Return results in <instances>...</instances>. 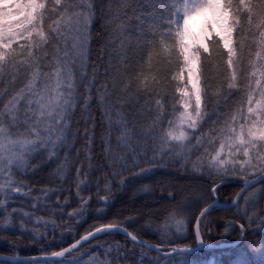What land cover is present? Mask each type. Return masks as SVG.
Masks as SVG:
<instances>
[{
    "label": "trees",
    "instance_id": "obj_1",
    "mask_svg": "<svg viewBox=\"0 0 264 264\" xmlns=\"http://www.w3.org/2000/svg\"><path fill=\"white\" fill-rule=\"evenodd\" d=\"M109 3L110 0H103V11L97 7L96 18L89 34V67L86 71L91 79L93 66L99 65L97 86L107 83L112 101L118 102L114 105L110 118L113 121L122 120L128 135L118 139L123 129L114 123L109 126V116H106L105 110L99 106L97 100L100 93L95 89L89 109H84L82 101H79L72 119L68 121V128L74 135L67 136V146L60 149L58 158L45 157L31 161V170L20 172L15 178L17 183L11 185L13 189L20 188V191L18 193L13 191L11 193L13 199L6 201L8 212L13 208L29 212L30 218H23L27 231L22 233L19 228L22 218L19 214L12 217L15 227L5 225L4 220L7 217L4 205H0L2 254H49L96 227L109 223L123 226L135 236L165 248L174 245L192 246L195 244L194 222L201 208L214 197L221 202L231 201L239 191L241 181L258 173L247 165L241 169L240 164L246 158L242 154V149L240 152L236 151V145L233 140L228 139V133L211 136L209 127L205 125L202 132L207 135L204 136V147L199 152L185 155L187 147L182 150L181 142L170 141L165 146V152L174 150L172 155L163 157L160 166L154 167L150 173L142 176L131 174L139 170L134 163H139L140 167L150 166L142 159L150 144L144 133L149 131L157 119L159 109L156 101L162 96L166 97L164 130L173 131L178 123H181V113L185 112L184 105L189 102L190 88L182 70V58L177 59V55L171 52L170 39L158 38L151 47L144 46L145 39L150 37L138 33L139 21L136 17L149 11L145 0H132V3L120 13L122 17L127 18L131 26L124 41L127 59L122 62L123 49L120 41H106L108 30L103 25L120 7L117 0H111L110 11ZM55 19L53 16L51 20L45 21L46 35L47 25ZM36 39L40 42L38 37ZM257 41L258 32L255 37L248 35L244 38L243 47L236 50L238 58L234 67L228 65L226 49L220 54L209 45L213 59V92L221 84L227 89L234 71L236 73L234 82L240 89L236 96L237 101L246 102L249 84L253 88L264 86V80H261V85L255 83L260 79L257 69L262 63L255 55L259 50ZM40 43L43 49L48 50L50 57L48 60H41L40 63L49 65L43 70L51 73L54 67L58 66L56 63L58 59L62 63L60 58L62 50L54 54L47 44ZM202 59L203 57L197 60L201 88H203ZM109 61L114 67L110 69V76L106 78L103 73ZM253 71L257 73L254 78L251 75ZM21 79L23 83L16 85L15 92L28 83L27 78ZM6 87L11 89L10 85L5 84L0 86V92ZM187 111L191 112V107ZM169 121H172L171 126ZM183 124L189 139H192L193 134L201 135L200 131L189 129L186 122ZM218 127H223V124ZM234 127L236 133H239V124H235ZM85 129H89V133L86 134ZM20 131L23 132V128ZM246 132L247 128L245 138ZM88 135L92 137L90 141L87 139ZM183 144L187 146L188 141H184ZM217 153L218 159L226 162L220 166L219 173L214 167L211 170L209 168V165L217 163L212 159ZM147 155L151 157V151H148ZM156 155L160 160L161 153L157 151ZM59 162H62L61 166ZM193 163L197 164L198 170H193ZM125 164L127 167H124ZM121 179H124L123 186L120 183ZM213 185H219L215 195L211 192ZM261 189H264V179L248 189L235 206L210 211L206 218L210 223L200 224V233L205 244V248L200 251L162 256L131 242L118 232H104L71 254L55 261L66 263L75 260L78 264H94L97 259L101 261L107 259L112 261V264H180L183 258L184 264L189 262L200 264L204 259L211 257L212 264H241V261H247L248 264H264L262 259L264 253H255L252 250L258 248L259 242L264 239V225L260 223L264 218V191H260ZM252 192L256 193L252 198L255 203L246 204L244 197ZM101 197L108 198L107 205L101 201ZM3 198L4 194L0 192V199ZM82 199L87 201L83 208ZM100 209H103L102 213L98 211ZM177 209L176 219L184 220V229L181 233L176 231L174 222L167 221L169 213ZM73 212L77 215L69 216V213ZM37 220L47 221V224H36ZM240 224L246 229L243 237ZM33 233L41 235L34 238ZM235 241H238L236 245H228ZM107 249H111V252L105 256ZM37 261L44 264L45 260ZM37 261L0 260V264H34Z\"/></svg>",
    "mask_w": 264,
    "mask_h": 264
},
{
    "label": "snow or ice",
    "instance_id": "obj_2",
    "mask_svg": "<svg viewBox=\"0 0 264 264\" xmlns=\"http://www.w3.org/2000/svg\"><path fill=\"white\" fill-rule=\"evenodd\" d=\"M117 2L120 7L115 10V14L103 27L108 30L106 41H120L123 49L121 53L123 62L127 59L124 41L131 26L128 24L127 18L122 17L120 13L132 3V0H117ZM145 3L149 11L141 13L136 19L139 21L138 33L150 37L144 41L146 48L151 47L158 38L170 39L171 52L177 55V59L183 58L185 64L190 60L199 61L203 57L201 61L203 88L198 86L200 77H196L197 83H192L191 91L188 93L189 102L184 105L185 112L181 113V123L186 122L189 129L200 131L201 135L193 134L192 139H189L184 131H180L179 134L171 130L165 131L166 97L162 96L160 100L156 101V106L159 109L157 119L149 131L144 133L150 144L142 159L150 166L140 167L139 163H134V166L139 170L131 174L142 176L150 173L154 167L160 166L163 163V157L172 155L174 149L165 152V146L170 141L181 142L182 150L187 147L185 155L199 152L204 147V136L207 135L202 132V129L207 125L211 136L228 133V139L233 140L236 151L240 152L242 149V154L246 159L241 162V169L247 165L248 168L259 173L258 179L264 178V86L253 88L249 84L246 90V102L244 100L237 101L236 96L240 89L234 82L236 80L234 71L227 89H224L221 84L213 92V59L209 52V45L220 54H223V49H226L228 65L234 67L236 58H238L237 48L243 47V40L246 36L255 37L258 32L259 50L255 55L262 63L257 69L260 79H257L255 83L261 85V80H264V0H145ZM102 5L103 0H0V86L5 84L11 86V89L6 87L3 92H0V165H3L0 168V175L4 176V183H0V192L4 194V198L0 199V205H4L7 217L4 220L5 225L15 227L12 217L17 214L22 217L19 222L22 233L27 231L23 218H30L31 214L17 208L8 212L6 201L13 199L11 196L13 191L17 193L20 191L18 187L15 189L11 187L12 184L17 183L12 177L19 175L21 169L32 167L30 160L34 153L39 155L46 152L49 159L58 158L60 149L67 146V136L74 135L68 128V121L72 119L74 110L79 106V101H82L84 109H89L94 98L93 89H95L97 93H100L97 100L99 106L105 110L104 114L109 116V126L111 127L114 123L123 129L118 139H123L128 135L126 125L122 120L113 121L110 118L114 105L118 102L112 101L111 90L107 83L97 86L99 65L93 66L91 79L86 71L89 67L88 41L91 25L96 18L97 7L103 11ZM109 10L111 11V0ZM53 16L56 19L47 25L46 35L45 21L51 20ZM200 17L203 20L200 31L197 33L190 29V21ZM73 33L75 35L71 45V59H69L67 40L68 36ZM37 37L40 42L48 45L52 53L58 54L63 50L62 63L58 59L56 62L58 66L54 67L51 73L43 70L49 65L40 63L41 60H48L50 57L48 50L43 49L42 44L37 41ZM186 38L190 44L186 43ZM113 67L109 61L108 67L103 73L106 78L110 76V69ZM77 68L82 69L78 79L74 71ZM188 72L186 83L193 80L191 67ZM256 74V71H253L251 75L254 78ZM21 77L27 78L28 83L15 92L16 85L23 83ZM53 77H55L54 81ZM101 88L103 92H101ZM234 89L236 91H233ZM14 92L15 94H13ZM189 107H191V112L187 111ZM175 111L173 106V112ZM168 123L171 126L172 121ZM221 123L223 127H218ZM235 124H239V133H236ZM21 128H23V132L20 131ZM245 128H247V138H245ZM89 131V129H85L86 134ZM87 139L90 141L91 135H88ZM186 140L188 141L187 146L183 144ZM209 143H211V138ZM148 151H151V157L147 155ZM157 151L161 153L160 160L157 159ZM218 157L219 153L212 157L217 163L209 165L210 170L214 167L217 173L220 172V166L226 163L225 160L218 159ZM124 167H127V164ZM193 170H198L196 163H193ZM77 171L80 170L77 169ZM120 183L123 186L124 179H121ZM251 184L252 181L245 180L244 188L240 193H237V196L242 195ZM218 187L219 185H213L211 189L213 195ZM260 191H264V189ZM255 196V192L245 196L246 204L255 203V200L252 199ZM100 199L106 205L109 202L107 197ZM86 203L87 201L82 199L81 208ZM218 203L216 201L201 208L196 217L198 244L203 243L200 224L202 222L210 223L206 218ZM233 204H236L235 200ZM98 211L102 213L103 209ZM177 214L178 209L170 212L167 221L174 222L176 231L181 233L184 229V220L176 219ZM74 215L77 213H69V216ZM245 215H247L246 211ZM249 221H251V217H249ZM35 223L47 224V221L37 220ZM260 223L264 225V218ZM239 227L243 237L246 231L245 226L240 224ZM113 229L124 231L126 235L131 236L133 242H137L135 235L127 233L126 229L119 228L115 223H109L96 227L94 232L89 231L87 235L82 236L69 248L53 252L51 256L64 257L66 253L71 254L82 241H87L89 237H95L97 234ZM225 231H228L227 227ZM40 235V233H33L34 238H38ZM139 243L144 242L140 241ZM156 250L163 251L159 248ZM252 250L255 253H264V239L259 242L258 248ZM193 251L195 250L191 247L172 248L166 255ZM110 252L111 249L105 250V256ZM34 264H39V262H34ZM44 264H65V262L45 260ZM66 264H78V262L73 260ZM94 264H112V261L97 259ZM180 264H184L183 258H181ZM241 264H248V262L241 261Z\"/></svg>",
    "mask_w": 264,
    "mask_h": 264
},
{
    "label": "water",
    "instance_id": "obj_3",
    "mask_svg": "<svg viewBox=\"0 0 264 264\" xmlns=\"http://www.w3.org/2000/svg\"><path fill=\"white\" fill-rule=\"evenodd\" d=\"M258 176H259V174L256 175V176H254V177H252V178H250V179H248V180L252 181L251 186L254 185V184H256L257 182H259L261 179H263V178L258 179L257 178ZM244 184H245V181L242 182V187L240 188V190L237 193H240L241 192V189L244 188ZM250 187H248L247 189H249ZM242 195L237 196V194H236V196L230 202H219L216 198H214V200L212 202H210L209 204H207V205H211V204L215 203L216 201H218L219 203L214 208H229V207L234 206L233 201L235 200L236 203H237V201L240 199V197ZM198 215H199V213H198ZM102 226H104V225H102ZM99 227H101V226H99ZM118 227L121 228V229H126L127 233H131L127 228H125L123 226L118 225ZM91 231L94 232L95 229H93ZM108 232H118V233L122 234L123 236H125L126 238H128L131 242H133L132 239H131V236L126 235L124 231H118V230L113 229V230H110ZM194 233H195V245L194 246H175V247H172V248L183 249V248H189V247H191L195 251H198V250L202 249L204 246L202 244H198L197 239H196V219H195V222H194ZM85 235H87V233L84 234V235H82V236H85ZM98 235L99 234H97L96 236H98ZM132 235H134V234H132ZM82 236H80L76 240L72 241L71 243L67 244L66 246H64L63 248H61V249H59V250H57L55 252L62 251L64 248H69L71 245L75 244L77 240H80ZM95 237H89V239L87 241H89V240H91V239H93ZM87 241H82L80 245H77V248H79L80 246H82ZM140 241H143L144 243H139ZM133 243H135V244H137V245H139V246H141L143 248H146V249H148L150 251H153L155 253H158L160 255H163V256H167L166 254L169 253L171 251V249H172V248L167 249V250H163L162 249L163 250L162 252L157 251L156 249L157 248L161 249V246L155 245V244H153L151 242H148V241H146L144 239H141L139 237H137V242H133ZM147 245H151L153 247H148ZM195 251H193V252H195ZM188 253H192V252H188ZM67 254H69V253H66L65 255H67ZM175 254H181V253H173L172 255H175ZM60 258H62V257H52L51 256V253H49V254H33V255H6V254L0 253V260H7V261H12V262L35 261V260H56V259H60Z\"/></svg>",
    "mask_w": 264,
    "mask_h": 264
},
{
    "label": "rangeland",
    "instance_id": "obj_4",
    "mask_svg": "<svg viewBox=\"0 0 264 264\" xmlns=\"http://www.w3.org/2000/svg\"><path fill=\"white\" fill-rule=\"evenodd\" d=\"M202 20H203V18L200 17V18H196V19L190 21V29L192 31L198 33L200 31V27H201V24H202ZM74 35H75V33L70 34L68 36V40H67V45H68V50H69V59H71V54H72L71 45L73 43V36ZM186 43H189L190 44V41L187 40V38H186ZM60 58L61 59L63 58V50H62V53L60 55ZM182 63H183V69L182 70H183V72L185 74L186 79L188 78V75H189V72H188L189 67H191L193 69V80H192V82L188 83V86H189L190 91H191L192 83H197V80H196V77H198V73H197V60H190L187 64H185L184 61H183V58H182ZM74 71H75V75L79 77V72L81 70L79 68H77ZM198 86H199V83H198ZM193 99H194V96H193ZM183 126H184L183 123H178L177 127L173 130V132L176 133V134H179L180 131H184L185 132V128ZM175 142H177V141H175ZM45 157L48 159V154L46 152H42L39 155H36L34 153L33 154V158L30 160V162L31 161H34L35 159H39V158L41 160L42 158H45ZM59 164L61 166L62 162H59ZM2 167H3V165H0V168H2ZM29 169L31 170L30 167L29 168H25V169H21L20 172H23V171L29 170ZM17 177L18 176H14V177H12V179L16 180L15 178H17ZM0 182L1 183L4 182V176L3 175H0ZM200 264H212V259L211 258L204 259L203 261H201Z\"/></svg>",
    "mask_w": 264,
    "mask_h": 264
}]
</instances>
